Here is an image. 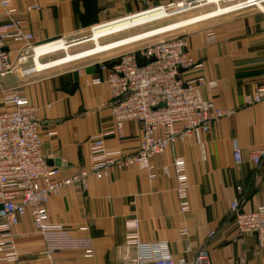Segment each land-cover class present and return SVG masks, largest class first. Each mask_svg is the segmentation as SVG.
Segmentation results:
<instances>
[{
  "label": "crops",
  "instance_id": "crops-1",
  "mask_svg": "<svg viewBox=\"0 0 264 264\" xmlns=\"http://www.w3.org/2000/svg\"><path fill=\"white\" fill-rule=\"evenodd\" d=\"M166 1L10 0L8 6L16 9L15 17L24 20L23 31L33 35L34 43L42 44ZM33 4L38 8H26ZM7 19L0 5V23ZM209 30L216 35L211 43L205 41ZM176 34L186 39L197 62L182 72V78L190 82L203 78L199 95L231 114L213 123L208 132L195 129L154 156L153 179L135 166L111 167L100 179L90 175L84 189L72 184L50 197L46 220L62 223L72 236H91L93 257L85 258L75 250L44 257L42 237L34 232L26 212L12 227L18 258L0 264H135V246L124 244V223L130 217L138 218L142 241H167L175 259L191 260L205 246L211 264H264V247H258L254 233L239 235L230 213L234 198L244 211L264 204V158L258 165L248 158L252 150L264 146V98L244 104V97L264 81V15L245 9ZM21 44L0 40L12 60ZM103 59L64 69L36 70L29 64H15L12 71L0 75V111L10 108L3 101L4 93L21 88L36 107L42 154L50 166L59 168L61 176L87 169L90 137L113 127L107 84L85 83L88 78L105 75L99 67ZM73 71H78L77 83ZM211 84L214 86L208 87ZM140 137V124L127 122L122 137L106 136L105 146L134 152ZM234 140L242 154L238 164L233 159ZM178 156L184 159L189 181L187 212L179 210L175 193L173 160ZM81 226L87 231H81ZM183 228L184 235L180 234Z\"/></svg>",
  "mask_w": 264,
  "mask_h": 264
},
{
  "label": "built area",
  "instance_id": "built-area-1",
  "mask_svg": "<svg viewBox=\"0 0 264 264\" xmlns=\"http://www.w3.org/2000/svg\"><path fill=\"white\" fill-rule=\"evenodd\" d=\"M220 1L232 2L224 7L223 13L257 7L264 15V0ZM201 2L207 0H169L146 9L162 8L172 15L201 5ZM9 3L10 0H0L8 17L0 23V40L11 39L22 44L15 60L0 45V75L12 71L15 64H26L30 57L32 59L34 48L47 43L36 44L32 41L33 35L22 29L24 20L14 16L16 9L8 6ZM26 8H38V5ZM215 39L214 31L205 33L207 43ZM196 63L187 49L186 39L177 34L99 61V67L105 71V75L88 78L85 83L107 84L113 127L90 137L88 168L68 176H61L58 167L46 162L41 151L43 138L39 133L36 107L29 102L23 90L12 88L4 93L3 101L10 108L0 111V261L9 262L18 258L12 227L26 212L31 216L34 232L42 237L44 257L51 258L60 250L79 251L85 258L94 256L92 237L72 236L62 223L48 222L46 204L52 195L58 194L64 187L78 184L82 189L86 188V180L90 175L100 179L111 167L121 169L135 166L147 171L153 179L156 175L152 163L154 156L195 129L208 132L213 123L230 115L231 110L217 107L211 100L199 95L198 87L205 84L203 78L199 77L193 82L182 78V72ZM32 67H35L34 63ZM213 86L211 84L208 87ZM263 98L264 81L244 97V104L257 103ZM131 121L141 126L137 149L134 152L107 149L105 137L121 138L124 124ZM47 134L52 135L54 132ZM232 151L234 162L240 163L242 154L236 140L233 141ZM248 158L253 164H260L264 158V146L252 150ZM173 169L178 207L181 212H187L190 209L189 181L182 157L174 158ZM230 213L237 233H254L258 247L263 248L264 204L244 211L240 209L239 199L234 198L230 202ZM124 226L125 246L136 248L135 264H211L205 246L199 248L191 260L175 259L167 241L147 242L140 239L138 218H127ZM79 229L87 231L86 226ZM180 234H186V230L180 229Z\"/></svg>",
  "mask_w": 264,
  "mask_h": 264
},
{
  "label": "rangeland",
  "instance_id": "rangeland-1",
  "mask_svg": "<svg viewBox=\"0 0 264 264\" xmlns=\"http://www.w3.org/2000/svg\"><path fill=\"white\" fill-rule=\"evenodd\" d=\"M201 3H202L201 5L197 4L198 6L190 7L188 9H184L183 11L174 13L172 15L169 14V16L164 17L162 19L155 20V21H152V22L147 23V24L145 23V25L143 24V25L131 28L129 30H125V31H122V32H119V33L107 35V36H105V37L100 39V43L101 44H106V43H109L111 41L113 42V41H116L118 39L130 36V35H134V34L141 33V32H144V31H147V30H150V29L157 28L158 26L159 27L160 26H165V25H168V24L181 22V21H184V20L192 18V17H197V16H200V15H203V14H206V13H211L214 10H216L217 8H219V7L224 8V7H226V5H228V4L232 3V2L231 1H228V2L219 1L218 3H207V2H201ZM152 6H155V5H151V6L150 5H145L142 9L132 11L134 13H129V14L138 13V12L142 11L143 9H146V8H149V7H152ZM184 8H185V6H184ZM245 9H254V10H257L258 12H260L257 9V7H247V8L241 9V10H236V11H232V12H228V13H223L222 12V14L220 13L218 15H214V16H210V17H207V18H204V19H200V20L191 22L189 24L182 25L183 23H181L180 24L181 26H178V27H175V28L163 31V32H159V33H156L154 35L145 37L143 39H139V40H136V41H132V42L126 43L124 45H120V46H117V47L109 48L107 50H103L101 52H98V53H95V54H92V55H89V56H84V57L77 58V59H74V60H71V61H68V62H64V63L58 64V65H55V66L47 67V69L72 68V67H75L79 63H82V62H84L86 60L103 59V58L105 59V58H108L111 55H114V54H117V53H121L123 51H127L129 49H133V48L145 45L147 43L153 42V41H155V40H157L159 38H166V37H170L172 35H176V33L182 31L183 29H185V28H187L189 26L196 25V24H199V23H202V22L214 19V18H218V17H220V16H222L224 14H230V13H234V12H239V11H242V10H245ZM129 14H127V15H129ZM124 16H126V15H124ZM99 24H102V23H99ZM96 25H98V24H96ZM92 26H94V25H92ZM90 27H89V29L85 30L84 32H82L80 34L64 36V37H68V38L71 39L66 44L67 48L63 49V50H60V51H57V52H54V53H51V54H46V55L40 56L39 57L40 62H47L49 60H53V59H56V58H59V57H63L65 55H67V54H71L72 55V54L78 53L80 51L92 48L94 46V43L92 41H86V40H89V38L91 37V34H92V31L90 30ZM33 53H32V59L30 57L29 61L26 63V64H29L31 66L34 63V61H33ZM44 69H46V68H44Z\"/></svg>",
  "mask_w": 264,
  "mask_h": 264
},
{
  "label": "bare ground",
  "instance_id": "bare-ground-1",
  "mask_svg": "<svg viewBox=\"0 0 264 264\" xmlns=\"http://www.w3.org/2000/svg\"><path fill=\"white\" fill-rule=\"evenodd\" d=\"M220 0H207V3H218ZM225 8L219 7L216 10H214L211 13H206L197 17H192L189 19H186L181 22L168 24L165 26H158L157 28L150 29L141 33H137L134 35H130L121 39H118L116 41H111L106 44H101L100 39L111 34L119 33L125 30H129L131 28H134L136 26L145 25V23H150L155 20L162 19L164 17L169 16L167 11H164L162 8H154V9H145L135 14H129L124 17L115 19L113 21L105 22L102 24L94 25L90 27V30L92 31L91 37L89 40L86 41H92L94 43V46L92 48L80 51L75 54H67L63 57H59L53 60H49L47 62H40L39 57L51 54L63 49H66L67 42H69L71 39L68 37H61L57 40H53L50 42H47L45 44H42L40 46H37L34 48L33 53V61L35 65V69H44L47 67L55 66L64 62H68L77 58H81L84 56H89L98 52H101L103 50H107L109 48L117 47L120 45H124L126 43L136 41L139 39H143L145 37L154 35L156 33L166 31L178 26H181L180 24H189L191 22L204 19L210 16L218 15L222 12H224Z\"/></svg>",
  "mask_w": 264,
  "mask_h": 264
},
{
  "label": "water",
  "instance_id": "water-1",
  "mask_svg": "<svg viewBox=\"0 0 264 264\" xmlns=\"http://www.w3.org/2000/svg\"><path fill=\"white\" fill-rule=\"evenodd\" d=\"M78 71H73V77H74V82L77 83L78 82Z\"/></svg>",
  "mask_w": 264,
  "mask_h": 264
},
{
  "label": "trees",
  "instance_id": "trees-1",
  "mask_svg": "<svg viewBox=\"0 0 264 264\" xmlns=\"http://www.w3.org/2000/svg\"><path fill=\"white\" fill-rule=\"evenodd\" d=\"M240 202V201H239Z\"/></svg>",
  "mask_w": 264,
  "mask_h": 264
}]
</instances>
